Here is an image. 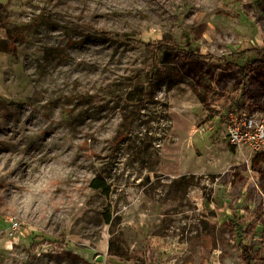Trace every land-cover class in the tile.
<instances>
[{
	"label": "rangeland",
	"instance_id": "374dc122",
	"mask_svg": "<svg viewBox=\"0 0 264 264\" xmlns=\"http://www.w3.org/2000/svg\"><path fill=\"white\" fill-rule=\"evenodd\" d=\"M0 5V264H247L245 247L264 264V151L231 146L217 114L243 75L264 112V0ZM172 66L183 83L145 97Z\"/></svg>",
	"mask_w": 264,
	"mask_h": 264
},
{
	"label": "trees",
	"instance_id": "16d2710c",
	"mask_svg": "<svg viewBox=\"0 0 264 264\" xmlns=\"http://www.w3.org/2000/svg\"><path fill=\"white\" fill-rule=\"evenodd\" d=\"M3 8V6L0 5V10ZM111 36V37H118L117 34H103L102 36ZM140 44H145L146 47H151L159 56L161 59H163L162 62L165 64H172L173 59L176 57V55H180L183 57L184 61L186 62H201L205 61L207 59L214 60L215 58L210 56L209 54H202L196 50L191 49L190 47L186 49H181L178 46H175L171 42L167 41H161L159 43H146L139 41ZM253 53V50H244L241 53V56L244 58H249L250 55ZM184 81V74L180 70V68L172 66L171 71L162 73L159 68L156 69V71L152 74L149 87L143 91L145 94V97H148L162 85L167 86L168 88L175 87L177 85L182 84ZM248 88L247 84V76L243 75L242 82L240 86L236 90V94L230 99L227 98V104L229 107L226 109H238L241 107H247L248 106V99L246 97V90ZM200 100L203 104H206L207 101L200 95ZM222 111L218 114V117H220L222 114ZM189 179H192V177H183L182 181H187ZM90 188L96 191H102L105 195H109L111 192L110 186L107 184V182L100 178L96 177L94 178L90 183ZM106 223L112 227V220L109 214L106 213L105 215ZM111 243V242H110ZM242 253L244 256V259L246 260L247 264H254V262L258 259L257 256L262 255V251L259 253L254 251L252 248H243ZM110 253L112 252L111 246L109 247ZM264 255V253H263Z\"/></svg>",
	"mask_w": 264,
	"mask_h": 264
},
{
	"label": "built area",
	"instance_id": "2783aa9c",
	"mask_svg": "<svg viewBox=\"0 0 264 264\" xmlns=\"http://www.w3.org/2000/svg\"><path fill=\"white\" fill-rule=\"evenodd\" d=\"M228 142L231 146L251 153L264 151V112L250 107L222 110ZM18 222L12 221L8 234L14 238L20 232Z\"/></svg>",
	"mask_w": 264,
	"mask_h": 264
},
{
	"label": "water",
	"instance_id": "95a60500",
	"mask_svg": "<svg viewBox=\"0 0 264 264\" xmlns=\"http://www.w3.org/2000/svg\"><path fill=\"white\" fill-rule=\"evenodd\" d=\"M101 259H102V258H101V257H99V258H98V261H101Z\"/></svg>",
	"mask_w": 264,
	"mask_h": 264
}]
</instances>
